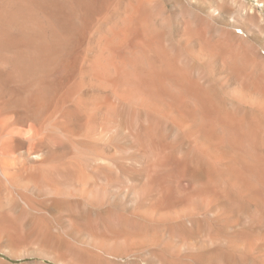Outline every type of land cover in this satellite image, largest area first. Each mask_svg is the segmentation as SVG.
<instances>
[{"label":"rangeland","instance_id":"obj_1","mask_svg":"<svg viewBox=\"0 0 264 264\" xmlns=\"http://www.w3.org/2000/svg\"><path fill=\"white\" fill-rule=\"evenodd\" d=\"M129 2L84 0L74 9L78 59L71 72L56 71L57 81L80 74L99 51L98 35L122 23ZM145 2L150 29L171 53L184 45L187 77L218 111L239 119L241 133L202 120L190 96L184 128L133 99L120 102L117 119L98 103L82 115L87 102L109 94L90 88L84 72V109L76 106L80 113L72 115L71 143L59 139L61 152L71 155L70 191L54 201L31 186L24 198L0 199V264H264V0ZM101 203L141 228L139 240L123 243L104 225L87 223L83 218ZM151 239L165 244V258L141 250L140 240ZM39 242L53 243L48 256L33 254L45 251Z\"/></svg>","mask_w":264,"mask_h":264},{"label":"bare ground","instance_id":"obj_2","mask_svg":"<svg viewBox=\"0 0 264 264\" xmlns=\"http://www.w3.org/2000/svg\"><path fill=\"white\" fill-rule=\"evenodd\" d=\"M83 2L0 0V199H4L8 193L24 198L23 190L31 186L46 190L48 194H45V199L62 201L63 197H67L71 188V155L61 152L59 139L62 135L64 143L71 141L72 115L79 112L76 106H84L89 91L84 90L89 86L85 85L87 80L81 76L87 71L92 81L88 80L90 88L102 86L109 90V94L91 100L89 105L86 101L85 112L79 109L83 111L81 114L90 112L88 108L91 110L98 103L101 104L100 108L112 110L113 118L117 119L120 102L133 99L140 106L143 104L152 108L155 105L162 117L168 118L178 128H184L189 114L186 97L190 96L193 102L198 101L202 120L219 121L241 133L239 119L237 121L231 114L218 111L214 107L217 105L203 94L197 83L187 77L184 45L178 42L171 53L168 44L162 45L159 34L150 29L145 0L129 2L122 23L112 24L107 28L109 31L106 35L104 30L103 37L98 35L99 51L93 53L89 63L85 61L81 65L83 67L78 69L81 71L78 76L71 79L66 73L63 81H57L54 75L56 71L64 66L71 72V64L77 58L78 45L71 29V19L74 9ZM235 68L239 70L240 66ZM168 199L171 197L163 200ZM101 204L94 206V210L83 219L93 225H104L111 235L123 238V243L130 240L128 236L139 240L143 232L141 228L133 229L129 224H124L118 210L105 208ZM141 240L139 243L145 244L141 250L148 257L156 259L165 256V244L162 246L161 242L158 244L153 239L149 243ZM38 244L46 252L40 250L33 254L48 256L49 249L54 247L50 242ZM144 259L148 261V258ZM30 264L44 263L35 260Z\"/></svg>","mask_w":264,"mask_h":264}]
</instances>
